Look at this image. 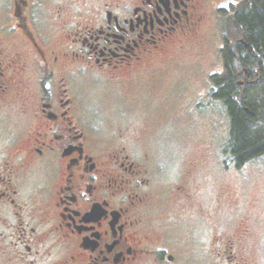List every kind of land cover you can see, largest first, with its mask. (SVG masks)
Wrapping results in <instances>:
<instances>
[{
  "label": "flooded vegetation",
  "instance_id": "af4514ba",
  "mask_svg": "<svg viewBox=\"0 0 264 264\" xmlns=\"http://www.w3.org/2000/svg\"><path fill=\"white\" fill-rule=\"evenodd\" d=\"M210 8L0 0V264H258L263 240L203 211L202 166L152 155L140 135L169 112L158 125L183 148L201 119L204 92L188 102L152 80ZM211 77L208 109L221 102Z\"/></svg>",
  "mask_w": 264,
  "mask_h": 264
},
{
  "label": "rangeland",
  "instance_id": "374dc122",
  "mask_svg": "<svg viewBox=\"0 0 264 264\" xmlns=\"http://www.w3.org/2000/svg\"><path fill=\"white\" fill-rule=\"evenodd\" d=\"M241 1L211 0L210 19L204 22L198 35L172 46L171 55L159 62L168 73L152 81L170 88V96H176V99L183 96L181 99L189 102L193 99V89L204 92L200 100L205 113L202 112L201 119L188 127L183 148L175 147L174 130L161 129L158 125L166 122L169 112L158 119L141 120L140 135L145 139L143 148L152 155L171 161L187 159L190 165L202 166L199 200L203 211H221L223 233H230L235 221L234 225L243 232L240 239L247 245L260 246L261 240L264 241V158L237 166L234 157L227 152L229 120L225 108L217 102L208 109L210 100L206 98L211 92L210 77L223 74L220 49L226 19ZM218 8L220 10L213 13ZM263 248L264 242L256 255L258 264L264 263L260 258L264 256ZM253 249L257 251V248Z\"/></svg>",
  "mask_w": 264,
  "mask_h": 264
},
{
  "label": "trees",
  "instance_id": "16d2710c",
  "mask_svg": "<svg viewBox=\"0 0 264 264\" xmlns=\"http://www.w3.org/2000/svg\"><path fill=\"white\" fill-rule=\"evenodd\" d=\"M223 74L211 80L229 120L227 152L237 166L264 158V0H242L226 19Z\"/></svg>",
  "mask_w": 264,
  "mask_h": 264
}]
</instances>
